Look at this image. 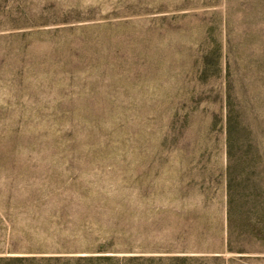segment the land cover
Returning a JSON list of instances; mask_svg holds the SVG:
<instances>
[{"label":"rangeland","instance_id":"rangeland-1","mask_svg":"<svg viewBox=\"0 0 264 264\" xmlns=\"http://www.w3.org/2000/svg\"><path fill=\"white\" fill-rule=\"evenodd\" d=\"M216 40L257 145L230 232ZM262 226L264 0H0V264H264Z\"/></svg>","mask_w":264,"mask_h":264},{"label":"trees","instance_id":"trees-1","mask_svg":"<svg viewBox=\"0 0 264 264\" xmlns=\"http://www.w3.org/2000/svg\"><path fill=\"white\" fill-rule=\"evenodd\" d=\"M202 55L197 57L194 62V70L197 73H194V78L196 80V85L192 87V96L196 98V101L199 103L202 100L208 99V96H205L203 89L209 85L213 77H215L222 69L225 70L226 85L227 88L224 90L225 95V113L222 121H219V116L215 114V121L213 123L215 126L217 123L222 122L221 130L225 135V146H226V156H227V172L229 171L228 184H227V221L229 232L232 227L231 218L234 211L233 202L234 197L232 194V182L236 181L230 172L235 169V166L242 162L247 165L253 164V154L257 151V145H255V131L252 127V123L243 120V114L239 109V106L234 101L236 96L233 93L232 85V73L230 71V65L228 63V56L225 60V65L222 63V51L221 44L216 40L214 47L211 49H205L201 47ZM226 56V55H225ZM211 92V90H210ZM215 93V98H217V91ZM196 94V95H195ZM213 125V124H212ZM244 149V152L241 155V149ZM250 179L247 178V181ZM252 192H249L248 195H252ZM250 210L255 211V207L252 204ZM247 226L254 228V223H247ZM260 229H264L262 226ZM230 241V234H229Z\"/></svg>","mask_w":264,"mask_h":264}]
</instances>
